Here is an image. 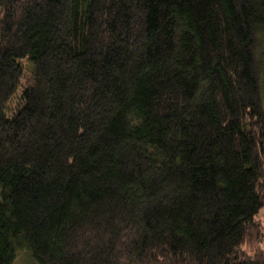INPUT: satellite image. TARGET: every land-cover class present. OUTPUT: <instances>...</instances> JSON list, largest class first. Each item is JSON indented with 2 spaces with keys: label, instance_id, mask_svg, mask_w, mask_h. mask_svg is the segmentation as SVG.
I'll list each match as a JSON object with an SVG mask.
<instances>
[{
  "label": "trees",
  "instance_id": "trees-1",
  "mask_svg": "<svg viewBox=\"0 0 264 264\" xmlns=\"http://www.w3.org/2000/svg\"><path fill=\"white\" fill-rule=\"evenodd\" d=\"M263 46L264 0H0V264H264Z\"/></svg>",
  "mask_w": 264,
  "mask_h": 264
},
{
  "label": "rangeland",
  "instance_id": "rangeland-1",
  "mask_svg": "<svg viewBox=\"0 0 264 264\" xmlns=\"http://www.w3.org/2000/svg\"><path fill=\"white\" fill-rule=\"evenodd\" d=\"M261 56H262V74H261V79H262V84L264 86V46L262 48V52H261ZM264 217V211L261 210L257 215H256V219L262 218ZM248 248L255 247L254 243H250L248 242ZM12 264H37L34 259L31 257V255L29 254V252L26 249H19L15 255V259L13 261Z\"/></svg>",
  "mask_w": 264,
  "mask_h": 264
}]
</instances>
